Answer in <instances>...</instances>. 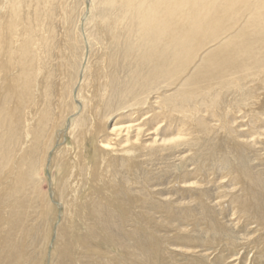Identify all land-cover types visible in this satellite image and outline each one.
Returning <instances> with one entry per match:
<instances>
[{
    "label": "rangeland",
    "instance_id": "1",
    "mask_svg": "<svg viewBox=\"0 0 264 264\" xmlns=\"http://www.w3.org/2000/svg\"><path fill=\"white\" fill-rule=\"evenodd\" d=\"M64 3L62 13H69L70 23L68 25L67 21L69 34L68 46L65 48L71 69L69 98L66 97L68 103L63 98L62 117L48 135L45 145L44 137L40 143V148L44 145L45 166L43 167L40 153L33 150L24 175L27 187L22 188L19 193L9 194L11 198L17 197L13 210L0 209L5 216L13 217L11 223L14 226L19 224L17 233L7 236V244L0 240V264H264V108H259L253 116L245 115V112L236 114L235 126L238 123L239 127L237 131L246 132L248 129L251 133L247 130L246 134L259 132L262 136L259 139L258 134H254L256 143L253 146L232 151L224 145L220 147V151L218 136L208 133L201 135V142L193 138V144H181L153 155L146 153L141 157L138 167L144 180L138 181L137 186L129 185L127 190L123 189L130 182L125 174L113 173L109 178L110 182L114 181L111 182L113 186L120 189L116 192L119 198H115L126 201L128 194H136L141 196V202L136 200L137 203L124 206V209L110 198L115 209L108 205V208L96 204L87 205L90 207H85L87 214L84 217L76 211L78 206L67 207L66 197H72L75 201L79 196L84 199L94 196L85 197L84 191L88 188L85 183V166H78L81 169L78 183L74 181V175L70 174V165L76 162L77 136H71L66 130L67 123L72 127L82 124L87 131L91 130L90 127H96V123L89 118L90 115L84 114L80 119L81 111L77 106L80 102L86 106L83 102L87 99L88 89L91 88L93 94L102 97L95 113L99 117H105L104 114L109 113L106 127L110 128L115 124L138 125L144 130L142 138L145 140L150 139L149 134L154 129L152 126L156 124L158 138L171 133L179 134L181 131L178 129V120H173V115H166L167 111L161 113L164 110L162 102L168 100L165 96L173 97L177 84L195 70L201 59L199 57L195 61L197 64L191 65L190 70L179 79L180 82L177 80L175 84L174 81L162 80L136 97L133 92L140 84L133 72V64H128L129 59L126 57L129 55H123L125 48H115L118 57H122V60L120 57V60L116 59L118 62L115 73L112 72L116 76L103 75L105 63L98 66L97 78L89 69L92 60L98 62L103 58L96 24L104 22L114 12L108 0H65ZM82 17L84 20L80 22ZM64 26L65 23H62V27ZM119 48L122 51L124 49L123 53ZM108 57L107 54L106 58ZM80 78L82 81H79ZM127 95L134 97L133 101ZM201 99L200 94L196 103H201ZM146 100L149 102L146 103ZM184 101L178 102L177 106L181 108V102ZM191 103L193 101L184 102L189 106ZM202 108L203 111H196L198 117L205 120L206 124H218L217 118L212 112L210 114L207 106ZM149 115L148 121L144 122ZM146 127L151 128L146 132ZM135 131L136 129L131 130L128 136L122 133L118 140L123 141L126 137L132 140L136 135ZM192 134L197 135L194 132ZM114 139L113 135L107 134L102 142L114 143ZM100 140L97 142L94 138L90 142L88 139L85 141L84 156L88 157L89 162L94 160V146L102 145ZM12 149L14 151L16 146ZM238 167L242 174L237 171ZM244 174L253 176L255 181L251 177L252 181L247 180ZM76 185L80 190H77ZM41 205H44V209L40 208ZM132 205H136V210ZM14 214H17L16 217ZM14 235L16 238L13 245L11 241Z\"/></svg>",
    "mask_w": 264,
    "mask_h": 264
},
{
    "label": "bare ground",
    "instance_id": "2",
    "mask_svg": "<svg viewBox=\"0 0 264 264\" xmlns=\"http://www.w3.org/2000/svg\"><path fill=\"white\" fill-rule=\"evenodd\" d=\"M64 1L0 0L1 210L5 208L13 210L17 197L11 198L9 194L19 193L22 188L27 187L24 175L28 170L29 158H32L33 150L35 153H40L41 159L43 158V167L45 166L46 160L43 155L45 141L62 117V100L64 98L65 102L69 95L68 88L71 79L69 70L71 69L65 48L68 46V25L70 23L69 13H62ZM108 2L114 12L110 13L104 22L96 24L98 30L96 33L100 39L99 49L102 51L103 58L98 62L94 59V62L92 60L89 63V69L93 75H97L98 66L104 63L106 64V70L104 69L103 72L105 77L111 76L112 72L115 73L118 62L116 59L120 57L115 48L120 46L122 49L123 47L125 48L123 55H129L126 57L129 59L128 64H133V72L140 84L133 92L138 97L162 80L180 82L179 79L190 70L191 65L199 57L201 60L195 70H191V74L177 84L172 94L173 97L165 96L168 100H161L164 106L161 113L167 111L166 115H173V120H178V129L181 131L179 134L172 135L171 133V135L165 137L162 135L158 138L156 122H154L156 125L153 123L155 126H152L154 129H151L149 140L142 138L144 130L138 125L119 126L115 124L110 128L106 127L109 113L106 112L105 117H99L100 115L95 113L99 109L102 97L93 94L91 88V90L88 89L87 99L83 102L86 106L81 102L77 106L79 112L81 111L80 119L84 114L90 115L89 118L96 123V127H90L91 130L87 131L82 124L81 126L74 125V127L70 123L66 124L69 134L77 136L76 162L72 165L74 168L70 165V174L74 175V181L78 183L81 177V169L78 166H85L84 173L87 175L85 183L88 187L84 191L85 197L94 195L85 199L79 196L75 201L72 197H66L67 207L78 206L76 211L81 217L87 214L85 207H90L87 205L96 204L100 207L108 205L115 209L113 207L115 204H112L111 200L113 203L116 202L120 208L129 207L137 203L136 200L139 202L141 196L136 194H128L126 201L115 198L118 197L116 192L120 189L114 187L111 183L114 181L110 182L109 178L113 173L125 174L130 182L125 188L123 186V189L127 190L129 185L130 187L137 186L138 181L144 180L138 167L141 157L146 153L153 155L181 144L192 143L193 138L200 141L202 140L201 135L208 133L209 135L215 133L218 136L219 150L221 146L226 145L232 151L234 149L237 151L242 147L253 146L256 143L254 134L261 136L259 132L250 134L251 130L248 129H246V132L247 130L250 132L248 134L245 131H237L239 127H237L238 123L235 126V121L236 114L240 112L253 116L259 108H264V0H108ZM83 20L84 17L80 22ZM62 23H65L64 27ZM107 54L108 58H106ZM141 66H143L142 69ZM79 81H82L81 78ZM74 92L76 93L75 89ZM200 94L202 95L201 103H196L197 96ZM183 99L184 102L193 101V104L189 106L181 102L180 108L177 103ZM66 102L68 103L67 100ZM134 103L138 104L135 101ZM202 105L207 106L210 114L212 112L215 115L218 124H206L205 120L198 117L197 112L203 111ZM149 118L150 115L144 122ZM150 128L146 127L145 131L147 132ZM134 129H136V135L132 140L128 137L123 141L118 140L122 133L128 136V133ZM193 132L197 135L194 136ZM107 134L114 136V143H111L112 141L102 142L104 135ZM42 138L44 145L40 148ZM94 138L96 141L101 139L102 145L94 146L92 152L94 160L89 162L88 157L84 156L86 153L84 144L87 139L90 142ZM14 145L16 149L12 151ZM236 169L241 173L240 167ZM243 176L247 180L252 181L253 179V176L249 174ZM132 206L136 210V205ZM40 208L44 209V205ZM1 210L0 240L6 241L5 244H7L9 238L7 236L10 233H17L19 224L16 225L18 228L14 226V223H11L13 217L5 216ZM16 215L13 216L16 217ZM15 238L16 235L12 237L11 244L13 245Z\"/></svg>",
    "mask_w": 264,
    "mask_h": 264
}]
</instances>
